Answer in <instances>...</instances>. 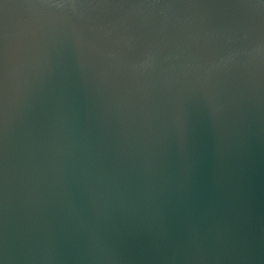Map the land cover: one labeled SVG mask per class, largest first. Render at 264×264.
Wrapping results in <instances>:
<instances>
[{
	"label": "water",
	"instance_id": "obj_1",
	"mask_svg": "<svg viewBox=\"0 0 264 264\" xmlns=\"http://www.w3.org/2000/svg\"><path fill=\"white\" fill-rule=\"evenodd\" d=\"M0 264H264V0H0Z\"/></svg>",
	"mask_w": 264,
	"mask_h": 264
}]
</instances>
